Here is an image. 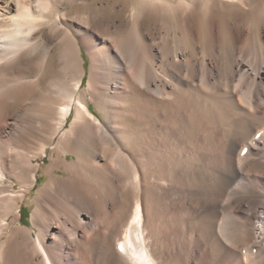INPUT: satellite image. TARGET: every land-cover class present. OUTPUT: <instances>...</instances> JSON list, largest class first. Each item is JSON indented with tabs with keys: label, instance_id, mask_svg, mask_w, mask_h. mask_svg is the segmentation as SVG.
<instances>
[{
	"label": "bare ground",
	"instance_id": "1",
	"mask_svg": "<svg viewBox=\"0 0 264 264\" xmlns=\"http://www.w3.org/2000/svg\"><path fill=\"white\" fill-rule=\"evenodd\" d=\"M126 1L0 0V264H264V0Z\"/></svg>",
	"mask_w": 264,
	"mask_h": 264
},
{
	"label": "rangeland",
	"instance_id": "2",
	"mask_svg": "<svg viewBox=\"0 0 264 264\" xmlns=\"http://www.w3.org/2000/svg\"><path fill=\"white\" fill-rule=\"evenodd\" d=\"M80 1H84V0H76V3L75 4H72V2H68V4H66L65 7L67 8V10L70 13H73L75 10H80L79 8H84V5L86 3H82ZM85 1H88V2H91V3L93 1H95V2L98 3L99 6L103 4L102 7H104L105 12H104V14H103V16L101 18L102 21H104V22H110V21H115L116 20V21L122 22L124 20L122 23L124 25H126V26H128L127 25V21L131 17V14L133 12L132 9H133V6L135 5V4H133V6H132L131 3H133V2L131 1V3H130L128 1H126V0H120V1L119 0H116L117 2H115V0H85ZM253 1L257 2V3L254 2V5L256 7H258V6L261 7L263 0H261V1L260 0H253ZM235 7L236 6L230 7V6L227 5L226 6V10L229 9L228 10L229 11V14L232 15V17H234V18H238L240 16L239 14L242 13V12L240 10L237 11V9H239V8L236 7L237 8L236 9ZM115 9H118L119 11L115 12ZM250 14L248 13V15H250ZM241 16H242V14H241ZM244 16H245V14L242 17H244ZM99 21H101V20L99 19ZM145 22L146 23L144 24V26H146L147 29L150 28V27H152V24H150L151 23L150 21L145 20ZM126 30H127V28L124 29V33L126 32ZM84 57H85L84 58L85 67L87 66L86 69L88 70V66H89V63H90V58L86 54H85ZM57 62H58V59H55L54 64L57 63ZM92 107H93L94 110L98 111L97 107L94 104H92ZM50 150L51 149L49 148V151ZM70 158H72L71 155H70ZM40 161L42 162V164H41V171H40L41 174H40V178H39V180H38V182L36 184V187H40L41 185H43L44 182L46 181V179L49 177V175H47V173L44 172V169L52 162L51 158H49V157H45V160L44 161L43 160H40ZM60 174H63V173L61 172ZM17 187L18 188L20 187L19 184H17ZM35 194H36V189L33 188L31 190V192L28 194V196L26 197L25 202H24L23 210H24L25 215L26 216L28 215L29 218L28 219L25 218L26 219L25 220L22 217V219L27 224H29V223L31 224V218H30V216H31V212H32V209H33V206H34V200H33V198H34V195ZM21 213H22V211H21ZM23 221H22V223H23Z\"/></svg>",
	"mask_w": 264,
	"mask_h": 264
},
{
	"label": "trees",
	"instance_id": "3",
	"mask_svg": "<svg viewBox=\"0 0 264 264\" xmlns=\"http://www.w3.org/2000/svg\"><path fill=\"white\" fill-rule=\"evenodd\" d=\"M84 83H85V82H84ZM22 213H23V217H24V219H25V218H27V219L29 218V216H28V215L26 216L24 212H22ZM25 220H26V219H25Z\"/></svg>",
	"mask_w": 264,
	"mask_h": 264
}]
</instances>
